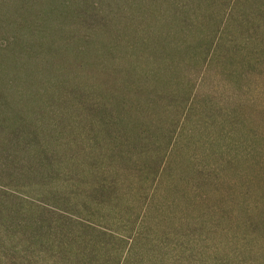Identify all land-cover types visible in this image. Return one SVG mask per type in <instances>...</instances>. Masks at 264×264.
Listing matches in <instances>:
<instances>
[{
  "label": "rangeland",
  "instance_id": "374dc122",
  "mask_svg": "<svg viewBox=\"0 0 264 264\" xmlns=\"http://www.w3.org/2000/svg\"><path fill=\"white\" fill-rule=\"evenodd\" d=\"M26 2L0 0V121L31 127L0 137V203L103 231L99 264H264V60L250 54L264 28L237 22L264 0ZM85 2L92 26L73 18ZM42 6L55 8L50 26ZM29 17L44 36L4 26ZM75 93L107 105L110 127ZM195 160L213 171L198 192L172 177ZM64 177L117 188L98 205L93 186L77 196ZM11 246L0 240V264Z\"/></svg>",
  "mask_w": 264,
  "mask_h": 264
},
{
  "label": "trees",
  "instance_id": "16d2710c",
  "mask_svg": "<svg viewBox=\"0 0 264 264\" xmlns=\"http://www.w3.org/2000/svg\"><path fill=\"white\" fill-rule=\"evenodd\" d=\"M30 1L31 0H27L26 3H30ZM35 4L36 3H33L32 5ZM48 8L50 9H47L46 6H42L39 8V11L41 15L40 19H42L41 21L47 23V25L50 26L52 24V18H54L55 16V8ZM89 10V5L85 2L83 3V7L80 10L74 12L73 18L75 20H78L79 23H85L92 26L88 22L89 20H93V18H95L93 17V13L95 16L97 12H92L91 9L90 13ZM89 14L92 15L90 16ZM2 18H5V16H2L0 19ZM246 18L248 20H239L237 22L245 26L246 24H248L249 26L247 27H257L258 29L264 28L263 10L252 12L250 15L246 16ZM29 20L30 17L25 22V26L23 28L19 26L17 21H13V24L11 25L9 24V22H7L4 26L8 29H10V26H13L14 30L19 29L20 32H26L29 35L39 34L41 36H44L45 31L43 30V28L41 26H38L35 30L33 22V25L28 24ZM243 39L247 44H252L256 40L262 41V38L258 39L257 33L251 34L249 32L243 34ZM253 49L254 48H252L250 51L251 59L264 60V49ZM82 96L86 97L85 95ZM74 101L78 103L79 106L85 108V111L88 114L92 115L93 119L97 118V116L99 115L98 113L103 110L101 113H105V116L101 119L100 122H98L101 127H110L109 125L112 124V119L110 117L112 113L108 111L107 108H105V106L107 105H102L101 103L89 100L88 97L80 99L79 95L76 93L74 95ZM214 119L215 116L210 115L209 120L211 122V125L212 122L215 123ZM5 121L6 120L4 119L3 121H0V130L4 129L3 133L0 134V137L11 131H15L14 134L16 138L21 140L31 132V127H28L23 123V125H21L19 124V121L16 123V126H12L13 128ZM231 124H234V121H232ZM33 131V135H36V131ZM243 150L247 151L248 149L245 150L242 148V150L240 151ZM117 155L122 159L125 158V155L120 151L117 152ZM238 160L239 159L228 158V161L226 163L227 166H225L223 169L230 170L231 168L236 167V164H238ZM195 161H193V163L191 164L192 166H188L187 173L185 175L175 176L173 174L172 177L175 180V184L187 182L190 178L192 179L193 177L191 188L193 191L198 192L199 190L207 186L208 178L209 176H211V173L213 171L211 165H204L205 162L200 160L199 161L201 163H197V161L195 163ZM167 172H170V169H167ZM64 178L66 179V183H69L75 186V188L79 189L73 192L76 193L77 196L81 194L80 192L85 193V191L81 190H87V186H93L92 193L93 195H95V198H98L97 200L99 203L96 202V204L98 205L104 204V199L107 196V193L111 194V192L117 188L114 183V178L101 177L98 178L97 181L92 185H89L86 181H83L82 178H79L78 180H73L68 177ZM72 181H74L76 184L71 183ZM174 188L177 192V196L186 194L185 191L181 192L179 189L177 190V185L176 187L174 186ZM191 188H189L190 192L192 191ZM64 200L65 204L68 206L70 205V202L74 200V198H72V194H67ZM58 215L54 217L53 215L48 216L45 213L43 215H38L35 217L28 216L27 214L18 213L17 210L13 211V208H9L5 204L0 203V240H5L12 244L13 247L11 246L8 248L9 252L13 253L11 255V260L13 259L12 264H18V260L23 262V264H99V261L102 259L101 252L98 251L100 250L101 245L99 244L100 241H96V239H94L93 237L95 235L97 239L99 237L102 238V236L103 238H105L107 234H105L103 231H96L85 224L80 227V230H78L80 231V233H72L67 229V223L64 221V219L68 217H65V215ZM17 216L19 218L15 219V217ZM42 253L49 254V263H46L45 261L42 262L43 260L41 259V257L39 258V260L37 259V257ZM18 255L20 259L18 258ZM102 264H108V261L105 259L104 263Z\"/></svg>",
  "mask_w": 264,
  "mask_h": 264
}]
</instances>
